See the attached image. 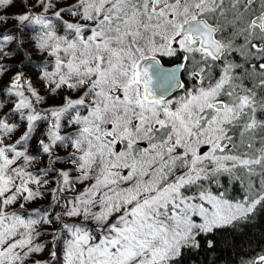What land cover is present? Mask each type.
Returning <instances> with one entry per match:
<instances>
[{
  "label": "snow or ice",
  "instance_id": "obj_1",
  "mask_svg": "<svg viewBox=\"0 0 264 264\" xmlns=\"http://www.w3.org/2000/svg\"><path fill=\"white\" fill-rule=\"evenodd\" d=\"M0 264H264V0H0Z\"/></svg>",
  "mask_w": 264,
  "mask_h": 264
}]
</instances>
